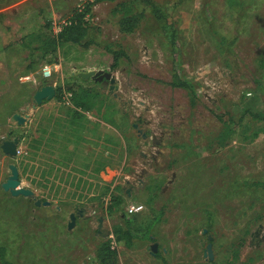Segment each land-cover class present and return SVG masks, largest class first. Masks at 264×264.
Listing matches in <instances>:
<instances>
[{
    "label": "rangeland",
    "instance_id": "obj_1",
    "mask_svg": "<svg viewBox=\"0 0 264 264\" xmlns=\"http://www.w3.org/2000/svg\"><path fill=\"white\" fill-rule=\"evenodd\" d=\"M130 1L93 4L82 44L46 52L93 0H0V264H264V121L244 113L264 114V0H179L173 47L144 23L120 31L113 10ZM99 70L117 90L77 75ZM10 164L33 198L3 190ZM123 216L151 242L116 241Z\"/></svg>",
    "mask_w": 264,
    "mask_h": 264
},
{
    "label": "trees",
    "instance_id": "obj_2",
    "mask_svg": "<svg viewBox=\"0 0 264 264\" xmlns=\"http://www.w3.org/2000/svg\"><path fill=\"white\" fill-rule=\"evenodd\" d=\"M109 1L113 2L115 0H93L92 3H87L83 10H76L70 21L67 25L63 26L61 31L53 38L48 39L45 44L42 46L46 49V52L54 50L57 46L63 44H71V45H81L84 39L87 36V24L84 21V17L86 13L90 12L91 6L96 3ZM142 3L144 8H141L139 5H135L136 2ZM134 0L130 2H122L116 5L113 12L121 14V17L118 21L119 29L122 33H129L133 31L138 24L144 23L152 29H155L161 33H163L168 43L173 47L177 41V32L173 25L170 22L173 13L179 6V0H175L171 2V0H161L160 2H156L154 0ZM130 3V4H129ZM88 42H84L83 46H87ZM42 48V49H43ZM113 57L117 58L118 52H113ZM83 80V79H81ZM85 81V80H83ZM172 87H179L185 90L193 91V87L183 81L174 74L172 81ZM191 88V89H189ZM79 100V99H78ZM92 105V101L86 100L84 101V105L80 104L77 101V106L79 109H85ZM244 113L250 114L251 118L257 121H264V114L260 112H251L249 108L244 110ZM226 133L229 132V125L225 126ZM151 227H141L137 224L135 219H127L124 216L122 217V225L117 227L113 231V235L116 241L123 242L126 248H131L133 244L136 242L140 243H149L152 240L151 236ZM105 248H99L96 256L101 258L103 256V251ZM110 253V252H108ZM156 257L160 258V256L156 255ZM161 259V263L165 264L163 258ZM105 260H100V264H104ZM3 264H7L4 263Z\"/></svg>",
    "mask_w": 264,
    "mask_h": 264
},
{
    "label": "water",
    "instance_id": "obj_3",
    "mask_svg": "<svg viewBox=\"0 0 264 264\" xmlns=\"http://www.w3.org/2000/svg\"><path fill=\"white\" fill-rule=\"evenodd\" d=\"M78 77H81L83 79H93L97 81H101L103 79H106L110 82L109 90L112 89V87L117 90V86L113 85L115 82V78L112 74L104 72L102 70L99 71H88V72H80L77 74ZM55 90L52 86H43L39 90H37L34 94V103L38 106L42 103L43 100H50L54 97ZM27 120L26 117L22 116L21 114L14 113L11 116V121L15 122L18 125L23 124ZM17 145H18V139L14 138L12 140H6L2 142L1 144V150L2 152L7 156H15L17 154ZM10 170V176L7 178V180L1 185L4 191H8L12 196H24L33 198L34 194L31 190L25 189L20 187V182L18 180V169L14 164L9 165ZM36 205L40 204V201L37 200ZM44 206H49L50 203L48 201H45L42 203ZM74 216H70V222L68 224V230H70L73 227ZM100 227V226H99ZM205 233V230L203 231ZM153 252H155V245L151 247ZM207 252L209 255V258H211L210 253V246L207 247Z\"/></svg>",
    "mask_w": 264,
    "mask_h": 264
},
{
    "label": "built area",
    "instance_id": "obj_4",
    "mask_svg": "<svg viewBox=\"0 0 264 264\" xmlns=\"http://www.w3.org/2000/svg\"><path fill=\"white\" fill-rule=\"evenodd\" d=\"M69 21H70V20L63 22V23L59 26L60 28H58V32H57V33H59V32L61 31L62 27L65 26V25H67V24L69 23ZM39 73H41V76H42L43 78L46 79L47 77H49V76L51 75V70L48 69V68H44V69L41 70V72H40V71H39V72H36V74H39ZM23 81H24V82L32 81L33 84L36 83L35 78H34L33 75H31L30 77H25ZM40 84H41V83L38 82V83H36L35 85H36V86H39ZM69 97H70V94H66V95H64L63 100H64V103H65L66 105H69ZM130 209H131V210H135V211H140V210L142 209V206L131 205V206H130Z\"/></svg>",
    "mask_w": 264,
    "mask_h": 264
},
{
    "label": "crops",
    "instance_id": "obj_5",
    "mask_svg": "<svg viewBox=\"0 0 264 264\" xmlns=\"http://www.w3.org/2000/svg\"><path fill=\"white\" fill-rule=\"evenodd\" d=\"M75 110L78 111V113H83V112H82V109L76 108ZM25 116L27 117V115H25ZM25 116H24V117H25Z\"/></svg>",
    "mask_w": 264,
    "mask_h": 264
},
{
    "label": "bare ground",
    "instance_id": "obj_6",
    "mask_svg": "<svg viewBox=\"0 0 264 264\" xmlns=\"http://www.w3.org/2000/svg\"><path fill=\"white\" fill-rule=\"evenodd\" d=\"M257 30V29H256ZM241 58V57H240ZM241 61V60H240ZM243 61V60H242Z\"/></svg>",
    "mask_w": 264,
    "mask_h": 264
}]
</instances>
